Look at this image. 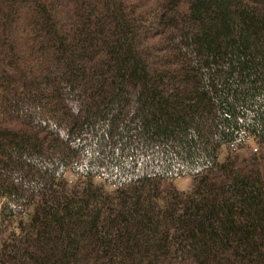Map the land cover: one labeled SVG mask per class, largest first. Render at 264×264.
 I'll return each mask as SVG.
<instances>
[{"label": "trees", "instance_id": "1", "mask_svg": "<svg viewBox=\"0 0 264 264\" xmlns=\"http://www.w3.org/2000/svg\"><path fill=\"white\" fill-rule=\"evenodd\" d=\"M0 264H264V0H0Z\"/></svg>", "mask_w": 264, "mask_h": 264}, {"label": "rangeland", "instance_id": "2", "mask_svg": "<svg viewBox=\"0 0 264 264\" xmlns=\"http://www.w3.org/2000/svg\"><path fill=\"white\" fill-rule=\"evenodd\" d=\"M173 182L177 186V188H179V189H187L191 185L192 178L191 177L176 178V179H174Z\"/></svg>", "mask_w": 264, "mask_h": 264}]
</instances>
